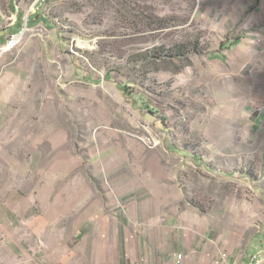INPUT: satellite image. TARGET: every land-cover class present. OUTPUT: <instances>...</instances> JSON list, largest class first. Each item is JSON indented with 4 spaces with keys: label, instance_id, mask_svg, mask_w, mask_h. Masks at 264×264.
<instances>
[{
    "label": "rangeland",
    "instance_id": "374dc122",
    "mask_svg": "<svg viewBox=\"0 0 264 264\" xmlns=\"http://www.w3.org/2000/svg\"><path fill=\"white\" fill-rule=\"evenodd\" d=\"M10 1L0 264L74 258L79 227L109 258L158 234L171 264H264V70L228 63L218 37L259 23L215 24L198 0Z\"/></svg>",
    "mask_w": 264,
    "mask_h": 264
},
{
    "label": "crops",
    "instance_id": "0c3cea01",
    "mask_svg": "<svg viewBox=\"0 0 264 264\" xmlns=\"http://www.w3.org/2000/svg\"><path fill=\"white\" fill-rule=\"evenodd\" d=\"M201 8L198 16L206 14L203 12V7L210 2V8L212 9V15L215 16V24L235 22L240 19L249 20L250 22L259 23L256 27L259 29V35L252 34V31L244 30L240 35H234V31L222 29L219 32V39L223 40L225 44L224 52L228 55V63L235 65L236 61L243 60L242 64L239 63L237 69L247 70L248 68H256L257 70H264V0H198ZM6 4L12 3L10 0H5ZM13 12V6L10 8ZM4 10V9H3ZM2 11L0 12L1 17ZM36 18L27 17L28 25L31 22H37L40 18L39 15H35ZM31 18V19H30ZM24 21V20H23ZM25 22V21H24ZM43 22V20L41 21ZM21 23L16 19L11 25H5L0 22V47L8 43V39L17 35L21 30ZM252 29V27L250 28ZM256 29V30H258ZM233 35V37H231ZM230 37V38H228ZM229 39L228 41H226ZM233 40H237L234 41ZM229 49V50H228ZM251 60V61H250ZM258 60V61H257ZM259 130L261 135L264 133V108L260 110L259 115ZM264 150V146H262ZM141 226L147 227V223H143ZM138 228L141 229L140 225ZM84 237L80 240L78 236ZM75 250L76 256L74 258H3L1 264H171L176 258H171L169 248L161 244V236L156 234L153 236V245L150 248L147 247V239L149 237H143L140 239L138 235L131 233V243L129 248V258H110L105 253L104 246L97 241L96 233L86 234L83 228L75 230ZM216 238V237H215ZM141 241L145 257H140V250L137 246V241ZM84 241V245H83ZM186 252L197 253L199 245L191 242H186L182 247ZM87 255L86 258H77L78 254L82 253ZM174 250V248H173ZM112 252H117L112 251ZM138 258H131V257Z\"/></svg>",
    "mask_w": 264,
    "mask_h": 264
},
{
    "label": "bare ground",
    "instance_id": "6f19581e",
    "mask_svg": "<svg viewBox=\"0 0 264 264\" xmlns=\"http://www.w3.org/2000/svg\"><path fill=\"white\" fill-rule=\"evenodd\" d=\"M80 45H83V44H80Z\"/></svg>",
    "mask_w": 264,
    "mask_h": 264
}]
</instances>
